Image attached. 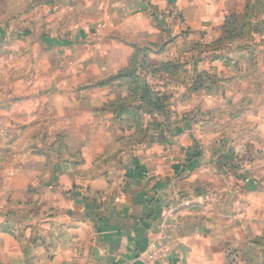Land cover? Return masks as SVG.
Listing matches in <instances>:
<instances>
[{
    "label": "rangeland",
    "instance_id": "1",
    "mask_svg": "<svg viewBox=\"0 0 264 264\" xmlns=\"http://www.w3.org/2000/svg\"><path fill=\"white\" fill-rule=\"evenodd\" d=\"M36 1L0 0V264L72 261L73 192L86 197L108 193L114 182L109 174L124 168L126 154L135 147L147 151L177 145L182 150L192 144L196 153L202 143L209 149L234 144L243 153L253 146L258 154L251 156V171L259 174L256 167L264 153V0H250L249 27L241 32L237 23L224 26L210 43H192L187 35L183 44L151 43L156 50L131 44V58L122 70L87 77L91 93L75 87L85 78L74 74L81 45L45 40L57 33L69 35L72 11L53 19L51 7L40 10ZM134 67L137 77L117 76ZM134 82L150 87L152 101L130 90ZM106 115L110 123L99 122ZM88 116L98 119L91 124L82 120L80 127L72 123ZM85 129L92 130V145H105L92 164L83 153L89 142ZM152 132L176 140L150 142ZM180 159L175 155L174 164ZM240 161L234 177L226 168L206 176L210 182L241 180ZM189 171L185 179H193ZM76 236L83 249L85 235Z\"/></svg>",
    "mask_w": 264,
    "mask_h": 264
},
{
    "label": "crops",
    "instance_id": "2",
    "mask_svg": "<svg viewBox=\"0 0 264 264\" xmlns=\"http://www.w3.org/2000/svg\"><path fill=\"white\" fill-rule=\"evenodd\" d=\"M36 2L40 10L51 7L53 19L72 11L69 35L57 33L45 40L81 45L74 74L85 78L75 87L91 93L87 77H107L122 70L131 58V44L156 50L151 43L163 39L166 47L181 40L183 44L188 42L183 38L187 35L192 43L213 42L222 35L231 15L246 12L250 0ZM143 36L145 40L139 39ZM107 116L99 122L109 124ZM97 119L77 117L72 123L80 127L83 121L91 124ZM91 131H84V139L89 140L83 152L88 164L105 150L103 143L92 145ZM168 136L152 132L149 141L167 139L163 143L167 144L176 140ZM189 146L184 150L176 149L177 145L174 149L160 146L147 151L135 147L126 154L124 168L116 175L109 174L114 182L108 193L86 197L80 191L73 192L72 219L76 222L72 220V261L67 264H264V153L259 155L261 162L256 169L261 170L256 174L250 164L251 156L258 154L253 146L243 153L234 144L209 149L202 143L196 153ZM175 155L181 158L177 164ZM238 160L243 168L241 180L222 183L207 178L225 168L234 177ZM186 171L193 179H185ZM169 209L173 212L167 213ZM76 235H85L83 249L77 246ZM159 245H166V256L144 259L150 248Z\"/></svg>",
    "mask_w": 264,
    "mask_h": 264
},
{
    "label": "trees",
    "instance_id": "3",
    "mask_svg": "<svg viewBox=\"0 0 264 264\" xmlns=\"http://www.w3.org/2000/svg\"><path fill=\"white\" fill-rule=\"evenodd\" d=\"M249 8H250V4H248L247 5V10H246V12L243 14V15H239V16H237V15H231L227 20H226V23H225V27L226 28H228V26H229V24H231L232 25V23H237L238 25H240V31L242 32V30L243 29H246L247 28V26L249 25L248 23H247V20H246V17H247V15H248V13H249ZM253 8V7H252ZM230 27V26H229ZM249 27V26H248ZM235 31V33H233L234 34V36L236 37V36H239V35H236V33L238 32V30L236 31V29L234 30ZM229 33H231V32H229L228 31V29H227V32H226V36H229ZM241 35V34H240ZM221 40V39H220ZM163 65V64H162ZM163 66H165V64L163 65ZM123 72H125V73H120L119 75H117V76H123V75H127V76H132L133 78L134 77H137L139 74L137 73V68L136 67H134V69H132V70H128V71H123ZM132 78V79H133ZM134 80V79H133ZM136 82V81H135ZM135 82H134V85L132 86V87H130V90H132V91H134V92H139V93H142V98H143V100H145V99H149L150 97L148 96V95H150L149 94V92H152L151 91V89H150V87L149 86H141L140 85V87L138 86V84L136 83L135 84ZM203 86L205 87V86H208V85H206V79L204 78L203 79ZM149 101H152V99L150 98L149 100H148V102Z\"/></svg>",
    "mask_w": 264,
    "mask_h": 264
},
{
    "label": "built area",
    "instance_id": "4",
    "mask_svg": "<svg viewBox=\"0 0 264 264\" xmlns=\"http://www.w3.org/2000/svg\"><path fill=\"white\" fill-rule=\"evenodd\" d=\"M173 212V209H169V210H167L166 212L167 213H171V212ZM168 224V222H166V226H169V225H167ZM167 247H166V245H159V246H156V247H152V248H150V250H149V252L148 253H146L145 254V257H144V259H146V260H152V259H154V258H157V257H163V256H166L167 255ZM167 264H179L178 262H176V261H174V262H169V263H167Z\"/></svg>",
    "mask_w": 264,
    "mask_h": 264
}]
</instances>
